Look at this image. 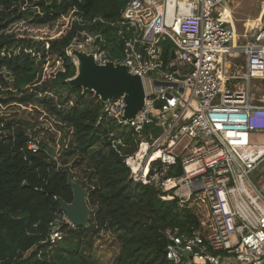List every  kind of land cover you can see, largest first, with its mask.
<instances>
[{
    "label": "built area",
    "instance_id": "1",
    "mask_svg": "<svg viewBox=\"0 0 264 264\" xmlns=\"http://www.w3.org/2000/svg\"><path fill=\"white\" fill-rule=\"evenodd\" d=\"M229 9L230 0H127L112 23L119 55L106 36L89 30L66 49L75 66L73 48L93 54L100 65L119 62L142 77L146 102L135 119H123L122 98L103 102L102 116L132 127L140 139L138 151L126 158L135 181L154 182L162 199L176 196L180 207L189 200L204 205L201 228L166 231V257L179 264H264V82H255L264 81V20L251 43L233 49ZM60 21L51 39L75 21L104 22L74 11ZM166 40L174 44L168 60ZM226 55L244 64L228 73ZM148 124L162 133H146ZM28 148L36 152L38 141L29 140ZM131 160H139L138 167ZM177 162L182 175L166 176ZM64 223L76 226L61 210L51 223L52 244L63 238Z\"/></svg>",
    "mask_w": 264,
    "mask_h": 264
},
{
    "label": "trees",
    "instance_id": "2",
    "mask_svg": "<svg viewBox=\"0 0 264 264\" xmlns=\"http://www.w3.org/2000/svg\"><path fill=\"white\" fill-rule=\"evenodd\" d=\"M126 3L0 0V70L13 76L11 95L0 100L16 102L11 111L0 107V264H179L166 257V231L188 233L201 228L204 208L193 200L180 207L176 196L162 199L164 192L154 182L144 184L131 177L126 158L138 151L140 143L133 128L102 116L104 103L94 92H83L67 82L76 74V66L66 49L80 31L103 34L114 56L120 54L118 27L112 23ZM72 11L104 22L82 25L75 21L59 37L46 40L9 29L13 22L25 19L52 25ZM173 45L170 40L164 42L166 60L174 55ZM49 60L61 65L43 80ZM21 105H34L38 114L44 112L53 119L60 132L59 151L47 141H38L36 152L28 148V141L36 139L22 120ZM144 131L158 136L161 128L148 124ZM182 173L177 162L166 176ZM69 175L87 190L90 225L64 223L63 238L52 244L51 223L61 211L59 198L73 200ZM98 239L110 251L101 249Z\"/></svg>",
    "mask_w": 264,
    "mask_h": 264
},
{
    "label": "water",
    "instance_id": "3",
    "mask_svg": "<svg viewBox=\"0 0 264 264\" xmlns=\"http://www.w3.org/2000/svg\"><path fill=\"white\" fill-rule=\"evenodd\" d=\"M60 2L63 0H59ZM77 59L76 74L67 79L71 87L82 88L83 92L92 91L102 102L122 98L125 102L123 119L133 120L145 106L146 91L143 79L133 75L124 64L109 61L105 65L95 62L93 54L85 50L71 49ZM68 184L73 191V200L67 202L59 198L61 210L67 219L78 227H89L92 208L87 201L86 188L75 181L72 175Z\"/></svg>",
    "mask_w": 264,
    "mask_h": 264
},
{
    "label": "rangeland",
    "instance_id": "4",
    "mask_svg": "<svg viewBox=\"0 0 264 264\" xmlns=\"http://www.w3.org/2000/svg\"><path fill=\"white\" fill-rule=\"evenodd\" d=\"M258 1L259 3H261L262 0ZM254 3L255 0H247L244 4H239L236 2L235 5H233L232 3L230 4V7L234 10L237 19H244L248 16L247 9ZM60 22L61 21L58 20L55 24L52 25H35L31 23L30 19L17 20L9 26V29L10 31L18 33L20 36L28 35L31 37H35L36 39L46 40L47 38H51L58 30L61 29ZM241 24L242 22H240V31L242 32L244 28ZM243 61V59L238 60V62ZM60 65L61 64L59 63V61L52 62L51 60H49L44 65L43 80L51 77V75H54L57 69H59ZM12 80L13 76L10 73H8L5 69L0 70V90L7 93L5 94L1 91L3 95L0 93V97L2 96L4 98H7L11 95L10 92L13 91ZM13 105L15 106L16 102L2 104L0 100V107L3 112L13 110ZM21 109L23 110L22 120L24 122H27V125H25L27 127V131L31 133V135L37 141H47L56 149V151H59L61 149V144L59 142L60 132L53 119L48 117L44 112L38 114L35 110L34 105H21ZM28 122L35 123L34 127L28 125ZM161 133L162 128L160 134ZM202 207L205 209L204 205ZM104 239L109 240L107 237H104ZM97 243L99 244V247H101V249L110 251L109 245L102 242L101 239H98Z\"/></svg>",
    "mask_w": 264,
    "mask_h": 264
},
{
    "label": "crops",
    "instance_id": "5",
    "mask_svg": "<svg viewBox=\"0 0 264 264\" xmlns=\"http://www.w3.org/2000/svg\"><path fill=\"white\" fill-rule=\"evenodd\" d=\"M247 0H230V4L239 3L244 4ZM258 0H255V3L247 9V17L244 19H237L234 13V10L230 7L229 9V25L234 28L236 32V38L233 42L232 48H239L240 46L247 45L251 43L253 40L254 33L257 32L259 26L261 25L262 21L264 20V0L259 3ZM240 22H242L243 30L240 31ZM244 22V23H243ZM231 48V50H232ZM243 57V55H241ZM239 59L242 58H234L229 57L226 55L225 62H224V69L226 72L233 71L235 67H239L240 64H244L243 62H238ZM257 84L263 83L264 81L255 80Z\"/></svg>",
    "mask_w": 264,
    "mask_h": 264
},
{
    "label": "bare ground",
    "instance_id": "6",
    "mask_svg": "<svg viewBox=\"0 0 264 264\" xmlns=\"http://www.w3.org/2000/svg\"><path fill=\"white\" fill-rule=\"evenodd\" d=\"M145 150V145H143V149L138 153V159H141V158H143V151ZM160 154H159V152L158 153H156L155 155H154V157H158ZM138 162H139V160L138 161H133V160H131V163L133 164V167L134 168H136V167H138Z\"/></svg>",
    "mask_w": 264,
    "mask_h": 264
}]
</instances>
